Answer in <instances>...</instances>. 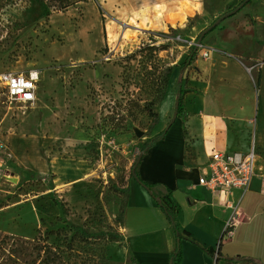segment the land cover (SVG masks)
<instances>
[{"label":"rangeland","instance_id":"1","mask_svg":"<svg viewBox=\"0 0 264 264\" xmlns=\"http://www.w3.org/2000/svg\"><path fill=\"white\" fill-rule=\"evenodd\" d=\"M240 2L0 0V72L39 73L33 106L0 92L15 175L0 186V264H125L117 216L166 76L184 68L197 96L220 86L216 62L258 80L264 0L217 23Z\"/></svg>","mask_w":264,"mask_h":264},{"label":"crops","instance_id":"2","mask_svg":"<svg viewBox=\"0 0 264 264\" xmlns=\"http://www.w3.org/2000/svg\"><path fill=\"white\" fill-rule=\"evenodd\" d=\"M213 64L210 75L213 81H221L220 86L202 96L192 90L185 94V117L177 119L142 155L136 175L154 185L152 192L157 197L170 192L172 203L178 206L173 222L184 238L180 264H249L237 258L264 264V160H258L256 175L244 191L215 194L197 183L210 154L245 151L251 134L264 154V63L258 86L226 60ZM178 79L179 71L174 70L157 106L158 125L150 137H158L174 115ZM127 186L120 227L125 264L132 260L135 264H169L176 245L171 224L137 181L131 178ZM234 209L243 214V220L233 237L227 238L223 229ZM208 247L219 251L221 260L202 252L201 248Z\"/></svg>","mask_w":264,"mask_h":264},{"label":"built area","instance_id":"3","mask_svg":"<svg viewBox=\"0 0 264 264\" xmlns=\"http://www.w3.org/2000/svg\"><path fill=\"white\" fill-rule=\"evenodd\" d=\"M202 56L208 58V53ZM39 73L36 71L28 74L2 71L0 72V92L10 103H17L24 108L33 106L36 101ZM13 159L11 148L7 140V134L0 122V186L15 178L10 162ZM264 160L254 135L249 137V143L245 151L213 152L208 161L201 168V176L198 185L205 188L207 192L224 194L232 190L244 191L248 188L256 175L257 162ZM243 214L235 209L230 214L223 234L227 238L233 237L235 228L241 225Z\"/></svg>","mask_w":264,"mask_h":264},{"label":"trees","instance_id":"4","mask_svg":"<svg viewBox=\"0 0 264 264\" xmlns=\"http://www.w3.org/2000/svg\"><path fill=\"white\" fill-rule=\"evenodd\" d=\"M252 2V0H241V2L238 4L237 8L234 11H238L241 10L242 8L246 7L247 5H250ZM231 13V12H230ZM225 14L224 16H222L219 20H224L227 17H230L231 14ZM214 26H212L211 28L208 29V31H211L213 29ZM208 33V32H206ZM151 50H154V48H151ZM197 58V50L194 48L191 53L187 56V58L184 61V65H190L192 62H194ZM183 71L184 68H181L179 70V79H178V84H177V96H176V101H175V110H174V115L172 117V119L170 120V122L167 124L166 128L164 129V131L156 138L147 140L146 142H144L143 144H141L138 148L142 155L147 152L151 147H153L155 145V143L162 139L165 135L166 130L177 120V119H183L185 117L184 114V96L186 93H190L191 90H183L182 89V75H183ZM171 74H168L165 78L164 81V85L161 86V88L163 87L162 90V95L159 98V103L163 100L164 95H165V91H166V87L169 81ZM259 85V79L257 80V86ZM158 103V104H159ZM151 125L153 127L158 125V115L156 114H151ZM137 161V160H136ZM136 161L134 163V165L131 166V175H130V179L133 178L135 181H137L153 198L154 200L157 202L158 206L161 208V210L163 211V213L165 214L167 220L169 221V223L171 224L174 233H175V238H176V245H175V250L174 252L171 254L170 257V261L169 264H180V260H181V244L182 241L184 240V238L181 236L177 226L174 225L173 222V218H174V214L177 211V207L176 205H174L172 203V198H171V194L170 192H168L164 197L159 198L157 197L153 192H152V188L154 187V185L146 183L142 180H140L138 178V176L136 175V168H135V164ZM128 186H126L124 192L128 195ZM168 203V205L166 204ZM124 208L125 205L123 207L120 208L117 219L120 225H122L123 222V216H124ZM74 231H75V236H80L82 238H89L90 236L80 227L75 226L74 227ZM202 252L211 259H214L216 261L221 260L219 251H216L215 249L208 247V248H201ZM236 260H241L244 261L246 263L249 264H262L259 260H253V259H247V258H242L239 259L237 258ZM131 264H135V262L132 260Z\"/></svg>","mask_w":264,"mask_h":264},{"label":"water","instance_id":"5","mask_svg":"<svg viewBox=\"0 0 264 264\" xmlns=\"http://www.w3.org/2000/svg\"><path fill=\"white\" fill-rule=\"evenodd\" d=\"M237 12V10L236 11H232L230 14V16H232V15H234L235 13ZM219 21H222V20H218L217 21V23L219 22ZM134 133H135V135L138 137V138H141L142 136H143V133L141 132V131H139V130H134ZM140 160H141V155H140V157L137 159V161H136V164H135V168L137 167V165H138V163L140 162Z\"/></svg>","mask_w":264,"mask_h":264}]
</instances>
